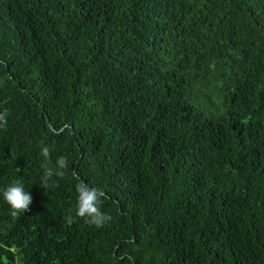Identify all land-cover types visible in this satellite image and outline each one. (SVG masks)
Here are the masks:
<instances>
[{
    "label": "trees",
    "instance_id": "trees-1",
    "mask_svg": "<svg viewBox=\"0 0 264 264\" xmlns=\"http://www.w3.org/2000/svg\"><path fill=\"white\" fill-rule=\"evenodd\" d=\"M5 109L0 264H264V0H0Z\"/></svg>",
    "mask_w": 264,
    "mask_h": 264
},
{
    "label": "clouds",
    "instance_id": "clouds-1",
    "mask_svg": "<svg viewBox=\"0 0 264 264\" xmlns=\"http://www.w3.org/2000/svg\"><path fill=\"white\" fill-rule=\"evenodd\" d=\"M8 110L0 112V129L7 127ZM40 155L44 158L43 167V183L47 186L49 178L52 176H63L62 169L67 168V161L65 157H57L55 167H49L51 149L49 146L42 145ZM77 193L75 204V216L85 218L86 222L97 228L105 226L112 217L101 210L103 200L107 199L106 194L100 188L89 187L83 181L75 185ZM2 197L4 202L9 206L11 214L16 216L20 213L29 211V206L32 203V197L28 191H25L24 186L20 180H15L2 190ZM66 222L71 225L74 219L71 215L65 218Z\"/></svg>",
    "mask_w": 264,
    "mask_h": 264
}]
</instances>
